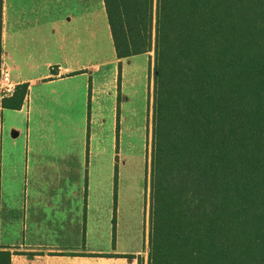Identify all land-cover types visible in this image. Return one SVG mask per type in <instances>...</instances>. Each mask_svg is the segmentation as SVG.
Instances as JSON below:
<instances>
[{
  "label": "trees",
  "instance_id": "obj_1",
  "mask_svg": "<svg viewBox=\"0 0 264 264\" xmlns=\"http://www.w3.org/2000/svg\"><path fill=\"white\" fill-rule=\"evenodd\" d=\"M103 2L118 78L154 52L146 264H264V0Z\"/></svg>",
  "mask_w": 264,
  "mask_h": 264
},
{
  "label": "crops",
  "instance_id": "obj_2",
  "mask_svg": "<svg viewBox=\"0 0 264 264\" xmlns=\"http://www.w3.org/2000/svg\"><path fill=\"white\" fill-rule=\"evenodd\" d=\"M0 5V101L12 96L16 86L28 85L19 109H0V210L3 198L14 202L22 194L33 202H43L42 207H32L46 212L42 217H65L64 201L69 195L76 203L73 217L82 221L83 240L85 234L102 232L109 225L110 219L106 222L105 217L102 222L89 223L95 217L89 214L93 198L105 202L111 198L112 218L120 187L118 179L115 182L118 134H127L122 124L125 108L130 109L120 100L119 60L104 2L0 0ZM129 59L120 61L121 70ZM1 74L7 76V82L1 80ZM7 86L12 93H6ZM5 134L13 137L12 147L16 138L23 137V183L18 180L20 150H8L6 156ZM60 134H71L62 147ZM69 156L74 159V175L67 181ZM103 208L108 212L106 204ZM90 226L94 230L88 231ZM33 240L27 243L35 249H62Z\"/></svg>",
  "mask_w": 264,
  "mask_h": 264
},
{
  "label": "rangeland",
  "instance_id": "obj_3",
  "mask_svg": "<svg viewBox=\"0 0 264 264\" xmlns=\"http://www.w3.org/2000/svg\"><path fill=\"white\" fill-rule=\"evenodd\" d=\"M154 52L134 56L122 65L119 85L120 100L125 108L124 119L127 134H118L117 179L120 183L116 204L113 206L109 197L105 202L99 198L92 199L89 223L108 222V227L99 233L85 234L82 240L81 219L74 218L76 203L67 195L64 201L65 217H42L41 211L33 210V205L42 207L43 202L30 200L19 195L14 202L7 197L1 201L0 210V249L10 253V264H127L119 254H135L136 260L146 264L148 238V212L150 197L151 170V130H152V88H153ZM129 100V102H127ZM125 101V102H124ZM133 109V110H132ZM124 132V131H123ZM71 134H60V147L67 145ZM12 136L5 134L3 147L8 150H20V175H25L23 137L16 138L12 147ZM1 140V139H0ZM34 146V142H32ZM2 141H0L1 148ZM52 145L50 144V148ZM24 149V150H23ZM74 159H66L65 179L74 175ZM100 177V176H99ZM28 179V176H25ZM3 179H6L4 177ZM67 192L70 190L66 187ZM114 200V199H113ZM106 204V210L102 206ZM114 204V203H113ZM61 213V212H60ZM101 217L100 220H94ZM51 227V228H49ZM94 227V226H93ZM92 226L88 231L94 230ZM53 231V233L31 234L30 231ZM40 242L59 250L35 249L28 240ZM39 240V241H38ZM66 244H70L66 247ZM76 244V245H75ZM65 247V248H64ZM108 254V255H107ZM110 257V258H109ZM109 260V261H106Z\"/></svg>",
  "mask_w": 264,
  "mask_h": 264
},
{
  "label": "built area",
  "instance_id": "obj_4",
  "mask_svg": "<svg viewBox=\"0 0 264 264\" xmlns=\"http://www.w3.org/2000/svg\"><path fill=\"white\" fill-rule=\"evenodd\" d=\"M1 80L7 82L8 78L6 75L1 74ZM6 93H12L13 89L9 86L5 87Z\"/></svg>",
  "mask_w": 264,
  "mask_h": 264
}]
</instances>
